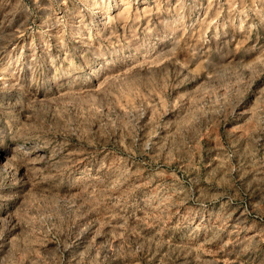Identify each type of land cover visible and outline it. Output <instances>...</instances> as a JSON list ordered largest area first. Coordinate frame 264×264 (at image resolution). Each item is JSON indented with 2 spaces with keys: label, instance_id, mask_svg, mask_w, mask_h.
<instances>
[{
  "label": "rangeland",
  "instance_id": "374dc122",
  "mask_svg": "<svg viewBox=\"0 0 264 264\" xmlns=\"http://www.w3.org/2000/svg\"><path fill=\"white\" fill-rule=\"evenodd\" d=\"M0 264H264V0H0Z\"/></svg>",
  "mask_w": 264,
  "mask_h": 264
}]
</instances>
